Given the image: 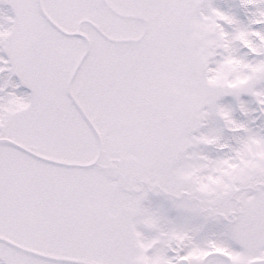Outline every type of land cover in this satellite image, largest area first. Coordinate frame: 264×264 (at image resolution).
I'll use <instances>...</instances> for the list:
<instances>
[{
    "label": "snow or ice",
    "instance_id": "obj_1",
    "mask_svg": "<svg viewBox=\"0 0 264 264\" xmlns=\"http://www.w3.org/2000/svg\"><path fill=\"white\" fill-rule=\"evenodd\" d=\"M0 264H264V0H0Z\"/></svg>",
    "mask_w": 264,
    "mask_h": 264
}]
</instances>
